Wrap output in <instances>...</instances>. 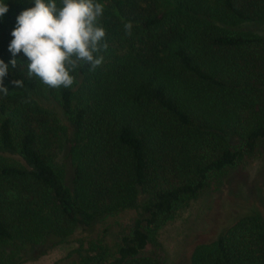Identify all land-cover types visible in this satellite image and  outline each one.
I'll return each instance as SVG.
<instances>
[{
  "label": "trees",
  "instance_id": "trees-1",
  "mask_svg": "<svg viewBox=\"0 0 264 264\" xmlns=\"http://www.w3.org/2000/svg\"><path fill=\"white\" fill-rule=\"evenodd\" d=\"M5 2L0 264L36 259L138 206L146 217L133 221L114 251L104 230L55 264H162L147 253L158 231L210 175L264 143V35L233 28L264 21V0H96L104 6L103 63L76 69V83L58 89L29 77L27 57L8 51L16 17L32 0ZM42 96L65 122L41 105ZM64 165L72 169L69 184ZM230 223L196 244L187 264H264L260 213Z\"/></svg>",
  "mask_w": 264,
  "mask_h": 264
},
{
  "label": "rangeland",
  "instance_id": "rangeland-1",
  "mask_svg": "<svg viewBox=\"0 0 264 264\" xmlns=\"http://www.w3.org/2000/svg\"><path fill=\"white\" fill-rule=\"evenodd\" d=\"M239 32L264 35V21H244L233 27ZM41 105L65 122L60 108L53 100L40 97ZM61 164V158L58 159ZM63 163V162H62ZM72 169L64 165V181L70 183ZM255 210L264 219V143L251 154L245 155L233 167L210 175L203 189L188 204L177 211L173 220L165 224L155 236V244L147 247L162 264H187L193 247L216 237L230 222ZM141 207L125 210L107 217L97 224L92 235H76L65 243L58 244L45 254L22 264H55L70 251L99 238L105 230L109 248L115 250L123 235H127L136 218L144 219Z\"/></svg>",
  "mask_w": 264,
  "mask_h": 264
},
{
  "label": "clouds",
  "instance_id": "clouds-1",
  "mask_svg": "<svg viewBox=\"0 0 264 264\" xmlns=\"http://www.w3.org/2000/svg\"><path fill=\"white\" fill-rule=\"evenodd\" d=\"M33 6L20 12L11 32L13 39L8 51L13 57L21 52L27 57V75L37 78L49 88H71L72 74L85 65L95 71L102 63L98 55L107 43H102L106 30L99 23L104 6L96 0H32ZM8 11L5 0H0V17ZM131 35L132 24L124 25ZM15 67L16 60L10 61ZM8 73V65L0 60V83ZM23 87L21 80L12 81ZM8 90L0 86V93Z\"/></svg>",
  "mask_w": 264,
  "mask_h": 264
}]
</instances>
